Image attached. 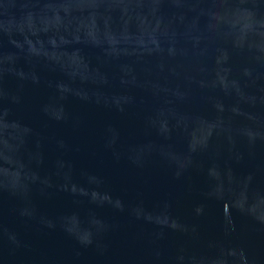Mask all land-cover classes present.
Segmentation results:
<instances>
[{
	"label": "water",
	"instance_id": "1",
	"mask_svg": "<svg viewBox=\"0 0 264 264\" xmlns=\"http://www.w3.org/2000/svg\"><path fill=\"white\" fill-rule=\"evenodd\" d=\"M0 264H264V0H0Z\"/></svg>",
	"mask_w": 264,
	"mask_h": 264
}]
</instances>
